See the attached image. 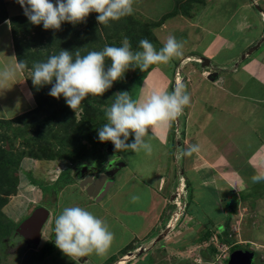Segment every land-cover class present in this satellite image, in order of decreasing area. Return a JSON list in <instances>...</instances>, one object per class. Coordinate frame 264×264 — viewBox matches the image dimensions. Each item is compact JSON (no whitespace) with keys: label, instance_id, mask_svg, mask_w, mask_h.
<instances>
[{"label":"rangeland","instance_id":"374dc122","mask_svg":"<svg viewBox=\"0 0 264 264\" xmlns=\"http://www.w3.org/2000/svg\"><path fill=\"white\" fill-rule=\"evenodd\" d=\"M4 1L7 4L9 15L24 13L16 0ZM241 1L245 2L249 0H213L211 3L204 1L203 7L201 6L202 10L199 14L197 13V15L203 17L205 14L206 16L208 8L211 13H214V3L225 21L228 18H233L234 20L239 13L238 10H236V12L234 11V6L241 3ZM53 2L55 3V0H53ZM174 2L175 0H135L133 5L134 18L139 19L143 23H147L148 26L151 25L149 28L151 30V28H154L153 26L156 20L158 21L159 19L163 21L164 16L161 17L163 12H171L172 14L174 9L177 10V7L173 6L175 4ZM258 4L264 7V0H258ZM149 5L157 10H152ZM252 8V12L258 13L259 9L255 6ZM183 14H181V21L178 20L180 17L179 14H177L176 22H165L166 30L161 29L165 28V26L161 27V25L155 30L157 40L154 46L157 50L163 46V43L170 35L175 36L178 41L183 43V54H186L187 50H191L192 46L188 41L192 36L189 34L188 29L192 28L186 25V15ZM208 16L210 17V13H208ZM214 16H216V14H214ZM208 23V26H210L211 21L209 20ZM228 27H230V25H228ZM201 28L202 25L194 29L204 34L205 32H203ZM196 44L195 42L194 46ZM261 46L264 47V43H262ZM4 49V46L0 45L1 61H5V65L12 64V57L4 52ZM261 50L262 53L260 55H258V53V56H256L259 60L262 59L263 63L261 65L255 64V71L247 80H244L241 76L239 77L240 79L238 77H236V79L228 77L226 86L228 88L227 90L231 93L229 95L224 94L225 97L218 94L217 97L210 95L211 99H209L210 96L207 95L205 97L206 94L204 93L202 96L204 100L202 101L198 95H195L196 92L193 90V82L189 80L185 81L187 84H185L186 91L190 94V104L187 108L192 118H195L190 123V128L195 129L197 121L202 118L201 112L206 111L212 115L214 119L217 118L218 122L215 120L217 122L215 126L212 123H207L206 125L208 128H205V132L202 130V135L209 140V136L214 137V130L222 131L224 134V136L220 133L216 135L218 137L217 146L221 147L223 150H228V155L220 151L221 154L213 153L214 156L211 157L212 163L217 164L215 167L221 168L220 170H214L210 177V179L218 180L216 181L218 182V186L215 184L209 185L213 183V180H210L206 187H202V185L204 186L206 183L202 182L203 177L198 173L197 168L200 166H196V164L192 162V159H195L194 154L191 157L184 156L179 160L177 159V154L192 145L194 140V137L187 132V128H182L181 125H183V122L180 126H177V121L181 118L183 119V112L173 122L176 126L174 135L176 136V134H178L179 136H177L179 139H175V137L173 138L170 135L172 134L171 122L165 124L167 129L170 127L168 132L166 129L163 133H160L164 128L158 126L149 133L146 140L152 145V152L150 155L143 151L139 154H135L130 150L115 152L114 146L110 141L100 142L97 147H94L88 141L82 140L85 146L84 151L86 152V156L76 161H72L68 158L49 160L46 158L40 159L24 156L20 161L16 193L9 195L7 203L1 208V212L5 216L4 218H6L3 221H10L13 230L7 236L0 237V264H68L70 261L65 257L66 255L55 246V242L52 239L49 240V234L51 232L48 225L49 222L44 223L47 225L43 224L37 234L24 225L25 221L32 216L34 209L38 206L50 209L52 212L56 211L55 208L53 209L51 207V203L59 194L60 190V196L57 197L56 204L58 203L60 205L58 215L61 214L62 210L65 208L63 206H67L72 200L71 198L75 193H72V189L80 187V185H78L77 187L71 188L68 185H64L68 182L75 181V179L78 178L77 173L81 172L82 167H86L87 170L93 169L92 175L95 176L101 171L109 174L111 172L110 169L120 162L124 163V166L120 167L121 170L115 176L118 178V183L122 186V193L128 196L129 193L127 189L130 187H132L135 193L141 192L139 194H141L143 201L137 204L134 202L135 206H138V204L144 206L147 201L146 196H148V192L142 183L144 182L153 189H156L158 177H163L162 179H164L167 184L166 191L169 189V193L177 194V196H173L170 201L171 203H168L165 211V222L162 224L164 228L166 227L165 224H167L165 232L166 239L163 246H166V248L172 245L177 247L176 253L173 254L175 256L173 259L178 260L181 264H226V258L228 257L230 247L235 244H242L246 248H252L259 252L260 256L264 258V182L253 184L251 177L254 174H251L249 169L236 171L239 174L237 175L239 179L242 178L241 175H246L248 178V182L245 186L246 190L236 195V193L233 194L235 190L229 189L226 181L224 182L218 179L221 175L220 172L228 174L232 168H236V166H234L236 161L234 160L238 156L235 146H242V155L249 154L253 152L261 139L264 140V136H262L264 135V97L260 96V86L264 82V48ZM224 54L225 53H223V55ZM181 57L171 60L167 65H153L146 72H141L138 68L135 70H128L126 79H121L113 83L114 93L128 91L134 100L144 102L152 92H171L176 87L174 85L175 77L176 81L179 82H181L180 80L182 79L185 80L183 71H181L182 67L177 68L181 65L182 61L178 63ZM251 59H253V57H251ZM235 65L236 63H233V67H235ZM3 66L4 65L0 62V67ZM23 73L30 79L31 73L29 71ZM174 73H176L175 76ZM210 74L211 73H209V75ZM209 75H207V77H209ZM221 82L222 80L220 78L214 80L215 85L220 86ZM27 90H29L28 87ZM256 91L257 93H254ZM262 91L264 94V89H262ZM0 95L5 96V99L11 101V97L17 95L15 85H13L11 89L5 90ZM244 95L245 98L243 99L242 96L244 97ZM17 98L19 103L17 106L12 105V108L8 102L4 103L0 100V112H2L0 118L9 119L17 115L11 116L17 111L18 106L22 104L20 94ZM16 100L17 99H15V101ZM222 101L229 102L227 103L229 109L225 108L227 111L222 109ZM194 102L197 103L194 104ZM259 106L263 108L261 112L259 111ZM102 107L105 108L106 106L103 105ZM250 108H255L253 114H249L251 111H249ZM50 110H52V107L48 108V111ZM232 110L235 112L233 116L229 115ZM48 111L41 112L39 118L46 115ZM219 111H221V113ZM80 112V109L77 110V118ZM257 116H259V118L256 121ZM14 123L16 126L17 123ZM32 128L31 126L30 134H34V131L31 130ZM177 129L178 132L176 131ZM0 130H2V128H0ZM155 130H158L160 135L164 133L166 135L168 133V135L163 139H158L159 137L158 134L155 133ZM196 132L198 131L196 130ZM8 134L12 135L10 132ZM27 135L28 133H26V136ZM131 139L130 137L129 142H131ZM209 141L213 142L215 140L210 139ZM5 143L7 148H9L10 144L7 142ZM12 147L14 150L27 149L26 145H23L20 135L17 136ZM261 163L264 164V156ZM201 164L206 166L208 162L203 161ZM225 164L227 167H223ZM188 168H193V171ZM196 175L199 178L198 183L194 180ZM186 184H188V187ZM214 186L216 189H214ZM234 189H236V192L239 191L238 184H234ZM242 189L243 186H241V190ZM215 190H217V193H215ZM82 193H84L85 196L89 195L86 190H83ZM151 193H153V191H151ZM165 193L169 194L168 192ZM189 193L190 198L188 197ZM75 194H78V192ZM246 194H248V196ZM230 196H232L233 201L236 202L235 206L231 205L232 202L226 205L225 202L231 198ZM81 198L82 196L80 195L75 206L81 201ZM126 203L127 202H125V204ZM79 205L83 204L80 203ZM129 205H132V203L127 204V206ZM70 206H73V204ZM94 208L95 209L92 211L95 213L97 208ZM217 208L222 213H219L220 211ZM181 211L183 212V216H180L179 212ZM215 220L216 223L213 224V226L209 225L211 221ZM221 223L225 225L226 237L230 240V243L223 242L217 237L219 233L217 224ZM175 226L178 228H175ZM205 229L211 231V235L208 239L199 241L198 236H200ZM220 234L224 236L223 233ZM212 247H214V250H212ZM160 251L157 261L161 264H167V261L165 262L163 257L165 256V258H168L166 256H168L169 252L166 251L165 248Z\"/></svg>","mask_w":264,"mask_h":264},{"label":"crops","instance_id":"0c3cea01","mask_svg":"<svg viewBox=\"0 0 264 264\" xmlns=\"http://www.w3.org/2000/svg\"><path fill=\"white\" fill-rule=\"evenodd\" d=\"M204 1L211 3V1L213 0H193V1L175 0L174 2L175 4L173 6L177 7V10L174 9V12L172 14L171 12L168 13L163 12L165 13V14L163 13L161 14V17L164 16L163 21L159 19L158 21L157 20L155 21L153 19L155 21V25L153 26L154 27L153 29L151 28V31L157 40L155 30L160 25L161 27L165 26V28H161V29L166 30L167 28L165 22H171V21L176 22L177 14H179L180 17V18L178 17L179 18L178 20L181 21L182 18L181 14L184 13L183 15H186V20H185L186 25L192 28V29H188V32L192 37L189 39V41L188 40L187 41L188 43H191L192 48L189 51L187 50L186 54H183V56L178 62L180 63V61H182L181 65L178 66L177 68L182 67L181 71H183V74L185 76V80L183 79L180 80L181 82L183 81L182 84L185 85L186 84L185 81L187 80L193 82V90L194 92H196L195 95H198L202 101L204 100V98L202 99L204 93L206 94L205 97L207 95L217 97L218 94H221L222 97H225L224 94L229 95L231 92L227 90L228 88L226 86L228 77L231 78L233 77L234 79H236V77L239 78L241 76V78L247 80L250 77V75L254 73L255 64L261 65L263 63L262 59L259 60L257 56L262 53L261 49L264 48L263 46H261V44L264 43V40H262L260 45L254 51H252L250 54H247L248 49L252 45H254L258 40L264 38V29H263L264 7H261L258 4V0H249L245 2L241 1V3L234 6V11L236 12V10H238L239 12L236 18L234 20L233 18L232 19L228 18L226 21L224 18H222V14L218 12V7H215L214 3H213L214 13L210 12L207 5L208 8L207 15L205 16L204 14L203 17L201 15H197V13L199 14L201 12L202 10L201 6L203 7ZM149 6L151 7V5ZM253 6L259 9L258 13L252 12ZM152 10H157V9L152 8ZM208 13H210V17L208 16ZM214 14H216V16H214ZM209 20L211 21L210 26H208ZM200 25H202L201 29L203 32H205L204 34L199 30L194 29L195 27H198ZM228 25H230V27H228ZM195 42L197 44L194 46ZM0 45H3L5 48L4 52L8 53L9 56L12 57L13 59L12 63H17L14 55L11 31L8 20H5L2 23H0ZM223 53L225 54L223 55ZM243 54L245 55L242 57ZM251 57H253V59H251ZM205 59L208 60L209 62L207 64H204V66H202L201 63H204ZM0 62L2 63V65H5L6 63L5 61H1V59ZM233 63H236L235 67H233ZM23 72L24 71L21 70L18 73L17 79L19 82L14 84L17 95H13V97H11V101L5 99V96L0 95V100H2L4 103L8 102L11 105V108L12 105L13 106L18 105L19 101L17 96H19V94L21 95L22 104H20L18 108L16 107L17 111L13 113L11 116H14L16 114L19 115L36 107V101L31 92L30 85L28 83L29 78ZM209 73L211 74L209 75ZM175 74L176 73H174V76ZM207 75H209V77H207ZM219 78L222 80L220 86L214 84V80ZM174 80H176V77ZM176 84L177 83H175L174 85L176 86ZM263 84L264 82L260 86L261 93L259 92L261 94V95L259 94L261 97H264L262 91V89H264ZM27 87L29 90H27ZM254 93H257V91ZM211 96L209 99H211ZM242 98L244 99L245 95L244 97L242 96ZM15 99L17 100L15 101ZM195 103L197 102H194V104ZM227 103L229 102L222 101L221 103L222 109L225 110V108H228ZM254 110L255 108L254 109L250 108L249 114H253ZM262 110L263 108L260 107L259 111L261 112ZM225 111H227V109ZM219 112L221 113V111ZM0 114H2V112H0ZM233 114H235V112L233 110L230 111L229 115L233 116ZM201 116L202 118L199 121H197L198 126L196 125L198 128L195 126V129L194 128L191 129L190 123L195 118H192L186 106L183 110V119L181 118L179 121H177V126H180L181 123L183 122V125H181L182 128L184 127L185 129L187 128V132H189L194 137L192 144H198L200 146L199 153H194L195 159L192 158L191 159L193 160L192 161L193 164H196V166L197 165L200 166L199 168H197L198 173L200 176L203 177L202 182L206 183L204 186L202 185V187H206L208 185L207 184L208 181L210 180H213V183L209 185L215 184L216 186H218L217 184L218 182H216L218 180L212 178L210 179V177L212 175L211 173L214 170H220L221 168L215 167V165L217 164L212 163L211 157L214 156L213 153L221 154L220 151H222L223 154L228 155V150L226 149L223 150L221 147L217 146L218 137L216 135L220 133L221 135L224 136L222 131L219 130L213 131L214 137L209 136L210 139L215 140L213 142H210L209 141L210 139L208 140L204 135H202V130L205 132L206 129L208 128L206 124L212 123L215 126L216 123L218 122V119L216 117H215L216 119H214V117H212V115H210L206 111H202ZM258 118L259 116L256 117V121L258 120ZM215 120H217V122ZM162 127L164 129L162 132L160 131V133H163L164 130L167 129L165 125H163ZM196 130L198 132H196ZM176 131L178 132V129ZM158 132H159L158 130H155V133L158 134L159 137L158 139L161 138L163 139L168 135V133L167 135L164 133L161 134L162 135L161 137L160 133ZM177 135L178 134L174 136L175 139H179L178 138L179 135L178 136ZM235 147L237 148L236 154L238 156L234 160L236 161V163H234L235 164L234 166H236V168H232V170H230L228 174L220 172L221 175L218 179H221L224 182L226 181V184L229 186V189L235 190L233 194L236 193L237 195L246 190L245 186L246 183L248 182V178L246 175H241L242 178L239 179V176H237L239 174L236 171L249 169L251 174H255L257 171L264 170V164L261 163L264 156V140L261 139L260 143L255 147L253 152L249 154L242 155V149H243L242 146L240 147L235 146ZM200 160H203L204 162L207 161L208 164L205 166L204 164H201L203 161ZM225 166L226 164L223 167ZM120 167L122 166L116 167L114 165L110 169L111 174L110 173L106 174L102 171L97 173V175L99 173H103L105 175V178L100 183V185H103V188L100 189V191L98 192L94 191L91 193V195L85 196V194L82 192L83 190H85L86 186L79 187L77 189L76 188L72 189V193L78 192V194L74 193L73 197L71 198L72 200L69 202V204L63 207H70L71 204L75 206L76 201L79 200L81 195L82 196L81 201L77 204V206L80 207L83 206L82 208L90 211L96 217L104 220L109 225L110 231L113 232L114 240L106 259L100 260L98 257H96L93 254L78 259L77 261H73L71 258L65 256L68 259V261H70L68 264H161L157 261V259L159 258L161 252L160 250L164 248L166 249V251L169 252L168 256H166L168 258H165V256L163 257V259H165L164 261L165 262L167 261L166 262L167 264H181L180 262H178V260L173 259L175 257L173 254L176 253L175 251L177 250V247L172 245L169 248H166V246H163V243L165 242L166 239L165 232L167 229L166 228L167 224H165L166 226L165 228L162 226V224H164L166 218L165 217L166 207L168 203H171L170 202L171 193H169V189L166 191L167 184L165 183L164 179H162L163 177L162 178L158 177L157 179L158 183L156 189H153L144 182L142 183V185L145 186L148 192V196H146L147 201L144 206L143 205L141 206L140 204H138V206H135V204L141 203L143 201L141 198V194H139L141 192L139 191L138 193H135L132 187H130L127 189V192L129 193L128 196L122 193L121 191L122 186L118 183V178H116L115 176L121 170ZM188 169L193 171V168H188ZM197 175L194 177V180L198 183L199 178ZM234 184H238L239 186L238 192H236V189H234ZM66 185L70 186L71 188L78 186L76 179L75 181L66 183L64 186ZM104 186L107 187L104 188ZM241 186H243L242 190H241ZM214 189H216L215 186ZM151 191H153V193H151ZM165 192H168L169 194H166ZM215 193H217V190H215ZM59 194L56 196V198L53 199L51 203L52 205L51 207L53 209L55 208L56 211L52 212L50 209H48L49 215L44 222V223L49 222L48 225L51 229V232L49 234L50 236L49 240L52 239L54 242H55L54 221L57 218V215L60 210L59 209L60 205L58 203L56 204L57 197L60 196ZM189 195L190 194H188V197ZM246 195L248 196V194ZM133 197L137 198L135 200V204L133 202ZM230 197L231 198H229L228 201L225 202L226 205L227 203H231V202L233 203V198L232 196ZM125 202L127 203L125 204ZM80 203H82L83 205H79ZM129 203H132V205L127 206V204ZM94 207L97 208V211L95 213L92 211L93 209H95ZM179 213L180 216H183L182 211ZM219 213L222 212L220 211ZM215 223L216 220L211 221L209 225L213 226V224ZM219 225L223 226L222 223L217 224V229ZM175 228L178 227L175 226ZM206 230L208 229H205V231ZM113 257L114 260L110 261V259Z\"/></svg>","mask_w":264,"mask_h":264},{"label":"clouds","instance_id":"9594fccd","mask_svg":"<svg viewBox=\"0 0 264 264\" xmlns=\"http://www.w3.org/2000/svg\"><path fill=\"white\" fill-rule=\"evenodd\" d=\"M24 15L33 25H43L45 30H60L64 22L73 26L86 22L91 13H97L98 24L108 27L110 21L133 14L135 0H16ZM263 13V12H262ZM138 51H133L127 37L122 46H108L100 51H89L81 56L62 49L45 62L32 65L30 79L39 90L51 85L48 95L65 99L66 105L75 113L88 97L103 96L113 83L121 80L129 70L146 72L153 65H167L171 60L183 56V43L169 36L157 50L148 39L139 41ZM110 64L106 68L105 61ZM27 65L23 61L0 67V93L19 82L18 73ZM190 104V94L177 81L171 91L152 92L144 101L134 100L128 91L116 93L114 102L107 107L105 123L98 130L99 142H111L115 152L141 151L151 154L152 145L146 140L158 126L175 121ZM130 137L131 142H129ZM200 146L192 144L177 154V159L199 153ZM253 184L264 182V171L251 177ZM137 198L133 197V202ZM55 246L73 261L95 255L100 260L107 258L114 240L109 225L101 218L80 206L65 207L54 221ZM227 260V258H226Z\"/></svg>","mask_w":264,"mask_h":264},{"label":"trees","instance_id":"16d2710c","mask_svg":"<svg viewBox=\"0 0 264 264\" xmlns=\"http://www.w3.org/2000/svg\"><path fill=\"white\" fill-rule=\"evenodd\" d=\"M97 15L93 12L86 18V22L75 26L64 22L60 30H45L42 24H31L24 13L9 15L6 2L0 0V23L9 21L15 59L17 62H25L27 67L22 71L30 73L35 62H45L51 55L59 54L62 49L72 52L75 58L77 51L83 56L89 51H100L105 45L122 46L124 37L129 39L133 51L139 49L141 39H148L155 45L156 38L149 29L151 25L148 26L147 23L134 18L133 14L119 21H110L108 27L98 24ZM105 64L107 68L110 61L106 60ZM126 77L127 72L122 79ZM175 83H177L176 80ZM29 85L36 107L9 119L0 118V128H2L0 130V237L7 236L13 230L10 221H3L6 218L1 208L7 203L8 196L16 193L22 157L49 160L68 158L72 161L85 157V146L82 140L88 141L94 147L98 146L100 143L98 130L107 123L104 110L116 98L113 86L103 96L88 97L82 102L79 108L81 112L77 118V111L75 113L66 105L63 96L56 99L48 95L51 85H45L37 90L32 85L31 79H29ZM103 105L106 107L103 108ZM49 107H52V110L48 111ZM46 110L48 113L39 118V114ZM14 122L17 123L16 126ZM173 122L170 124L172 131L170 135L174 138L176 126ZM31 126L34 134H30ZM9 132L12 135H9ZM26 133H28L27 136ZM19 135L23 145L27 147L26 150L12 149L13 142ZM5 142L10 144L9 148ZM170 195V201L173 196H177L172 193ZM231 205L235 206L236 202L233 201ZM219 227L217 237L223 242L230 243L226 237L225 225H219ZM210 235L211 231H204L199 236V241L208 239ZM113 260L114 257L110 259V261Z\"/></svg>","mask_w":264,"mask_h":264},{"label":"water","instance_id":"95a60500","mask_svg":"<svg viewBox=\"0 0 264 264\" xmlns=\"http://www.w3.org/2000/svg\"><path fill=\"white\" fill-rule=\"evenodd\" d=\"M262 40H264V38H262ZM262 40H258L254 45H252L248 49L247 54H250L252 51H254L260 45ZM244 55L245 54H243L242 57ZM208 62L209 61L205 59V62L201 63V65L204 66V64H207ZM123 165L124 163L122 162L115 164L116 167ZM89 177L84 178V180L80 183V187H84L85 185H87L85 190L88 192L89 195H91L93 189L94 191L98 192L100 191V189L103 188V185H100V183L105 178V175L103 173H99L98 175ZM106 187L107 186H104V188ZM48 215L49 210L47 208L38 206L34 209L32 216L25 221L24 225H26L31 231L36 232L38 234ZM253 254V251L243 249L242 247L233 248L230 251L227 264H251Z\"/></svg>","mask_w":264,"mask_h":264},{"label":"flooded vegetation","instance_id":"af4514ba","mask_svg":"<svg viewBox=\"0 0 264 264\" xmlns=\"http://www.w3.org/2000/svg\"><path fill=\"white\" fill-rule=\"evenodd\" d=\"M92 170H87L86 167H82L81 172L77 173L78 174V178H76L77 184L79 185L84 180V178H88L89 176H93L92 175ZM85 186H87V185H85ZM91 190H92V188H91ZM93 191H94V189L92 190V192ZM238 247H242L243 249L251 250V251L254 252V254L252 256L251 264H264V258H262V256H260L259 252H257L256 250H254L252 248H246L242 244L241 245H236L235 244V245L231 246L230 247V251L233 248H238ZM230 251H229V254H230ZM229 254H228V257H227V260H226V264H227V261H228V258H229Z\"/></svg>","mask_w":264,"mask_h":264}]
</instances>
